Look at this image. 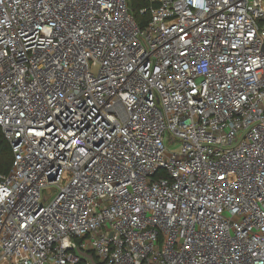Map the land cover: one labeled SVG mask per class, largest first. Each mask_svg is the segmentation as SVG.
Wrapping results in <instances>:
<instances>
[{
    "label": "built area",
    "instance_id": "1",
    "mask_svg": "<svg viewBox=\"0 0 264 264\" xmlns=\"http://www.w3.org/2000/svg\"><path fill=\"white\" fill-rule=\"evenodd\" d=\"M132 2L0 0V264H264V0Z\"/></svg>",
    "mask_w": 264,
    "mask_h": 264
},
{
    "label": "trees",
    "instance_id": "2",
    "mask_svg": "<svg viewBox=\"0 0 264 264\" xmlns=\"http://www.w3.org/2000/svg\"><path fill=\"white\" fill-rule=\"evenodd\" d=\"M147 6L146 0H133L131 9L136 16L139 14V8ZM13 162V153L10 143L0 134V174L9 173Z\"/></svg>",
    "mask_w": 264,
    "mask_h": 264
},
{
    "label": "rangeland",
    "instance_id": "3",
    "mask_svg": "<svg viewBox=\"0 0 264 264\" xmlns=\"http://www.w3.org/2000/svg\"><path fill=\"white\" fill-rule=\"evenodd\" d=\"M168 148L171 152H179L180 151V148L178 146L177 147H168Z\"/></svg>",
    "mask_w": 264,
    "mask_h": 264
}]
</instances>
